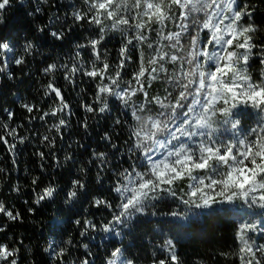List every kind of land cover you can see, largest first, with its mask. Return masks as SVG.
I'll return each mask as SVG.
<instances>
[{
    "label": "snow or ice",
    "instance_id": "obj_1",
    "mask_svg": "<svg viewBox=\"0 0 264 264\" xmlns=\"http://www.w3.org/2000/svg\"><path fill=\"white\" fill-rule=\"evenodd\" d=\"M42 2L48 3V0ZM11 3L12 0H0V23H3V13ZM82 5H72L70 15L73 24L68 30L87 24L94 26V34L87 37L85 43L76 45L77 50L70 57L71 64L52 63L43 69V73L50 75L63 70L64 79L69 83H73L78 74L92 78L96 81V93L92 103L84 105L86 112L104 113L109 110L108 98L114 97L123 106L131 108L132 118L137 122L129 137L133 141L129 149V159L133 163L129 168L114 172L116 179L111 191L118 195L119 202L113 205L105 198L96 197L92 201L93 206H103L112 212V219L101 225L103 230L119 236L121 229L129 227L138 216L148 215L150 209V214L156 216V202L164 198L161 193L178 199L185 206L182 211L178 206L177 210L162 214L178 221H188L217 210V206L235 207L238 201L242 202L240 207L264 210V44L255 41L258 29L253 22L255 7L241 4L240 0H82ZM173 8L178 10V15ZM35 11L40 12L41 9ZM176 20H179L177 27L180 30L165 34L163 28L167 22ZM105 21H111V25ZM154 25H159L160 29ZM46 27H38L37 31L44 32ZM152 31L161 41L168 43L158 45L154 49L156 55L145 62L141 46L153 48L147 35ZM109 32H119L123 37L115 66L108 62L104 47ZM185 34L188 36L186 56L177 54L185 50L181 42ZM64 35V31L51 32L56 40H62ZM163 48L174 51L169 54ZM34 49L31 41H26L22 51H17L7 39L0 40V73L6 74L9 80L13 79L12 72L8 70L11 64H25L26 56L32 55ZM84 49L90 50L88 58L82 57L81 50ZM133 49L140 54L138 66L132 72V78L124 81L122 72L132 62ZM256 58L261 65L258 75L252 71V61ZM164 61L179 65L175 76H167L170 83L181 89L171 101L172 93L167 88L164 98H149L147 90L152 81L161 78L160 73L168 72L162 63ZM54 80L52 75L45 86V95L54 94L59 104L56 105L54 100L50 110L43 112L39 119L56 117L58 122L49 125L48 133L54 130L60 134L67 120L58 114L68 115L70 112H67L69 106ZM138 93L143 94L148 105L155 103L162 111L155 116H141L140 113H150L151 110L144 103L139 106L130 103ZM20 106L29 114L26 117L29 122L37 119L33 115L40 111L37 105L25 102ZM249 109L256 120L253 126L244 130L238 117ZM4 111L8 120L14 118L11 110ZM116 123L121 121L117 119ZM84 127H87L86 121ZM0 130L3 131L0 142L10 153L17 148L15 141L25 142L26 137L19 136L16 128H10L7 122L0 123ZM7 137H12V140ZM105 139H110L108 134H105ZM44 142H47L46 146L54 147L55 137L45 134L41 140L42 144ZM157 154L159 158H156ZM37 155L45 158L43 152ZM106 155L93 153L101 165L107 164ZM65 159L71 157L66 156ZM81 172L86 170L81 168ZM97 175L99 177V173ZM38 179L34 177L32 184L36 185ZM185 180L188 181L187 191L181 188L183 195H178L176 186ZM71 185L65 203L78 199L79 193L86 188L82 179H74ZM14 191H19V188H14ZM56 191V187L50 184L35 192L33 203L39 205L42 201L51 200ZM28 211L31 213L34 209L30 207ZM0 214L8 221L22 219L19 211L7 207L2 200ZM75 223L82 227L81 236L97 228L88 219H77ZM6 227L7 224L0 226V232ZM258 236L264 238V221L240 222L235 234L236 248L221 255L234 257L239 264H264V243L257 242ZM71 244V239L49 244V254L55 264H67L66 256ZM159 247L163 256L155 258L154 252L152 264H183L172 239H166ZM18 252V248L0 243V264H18ZM91 255L89 252L83 260L72 264H91L88 258ZM106 264L135 262L125 255L121 247H116Z\"/></svg>",
    "mask_w": 264,
    "mask_h": 264
},
{
    "label": "trees",
    "instance_id": "obj_2",
    "mask_svg": "<svg viewBox=\"0 0 264 264\" xmlns=\"http://www.w3.org/2000/svg\"><path fill=\"white\" fill-rule=\"evenodd\" d=\"M240 3L255 7L253 22L258 26L255 41L257 44H264V0H240ZM72 5L83 6L82 0H48V3H43L42 0H12L11 6L3 13L0 40L7 39L17 51H22L25 42L31 41L35 49L32 55L26 56L25 64H11L8 70L12 72L13 79L9 80L6 74L0 73V123L7 122L10 128H16L19 136L26 137L23 144L15 141L17 148L14 153L8 152L6 146L0 142V169L4 170L0 172V200L4 201L7 207L22 214L20 221H8L0 215V226L7 224L5 231L0 232V243H7L9 247L19 249L18 264H55L49 254V244L68 239H71L72 244L68 246L67 264L83 260L89 252L92 254L88 257L91 264H106L111 251L116 247H121L135 264H152L154 252L155 258H162L163 253L159 246L163 245L166 239L173 240L183 264H239L234 257H225L221 253L232 252L236 248L235 234L240 222L262 221L258 208L240 207L242 202L239 201L235 207L217 206V210L205 212L188 221H178L162 214L177 210L178 206L182 211L185 206L180 204L178 199L161 193L164 198L156 202V216L150 214V209L148 215L138 216L129 227L121 229L119 236L114 232H105L101 227L112 219V212L103 206H93V198H105L113 205L119 202L118 195L111 191L116 179L114 172L129 168L133 163V160L129 159V149L133 143L129 137L137 122L132 118L131 108L123 106L114 97L108 98L109 110L104 113L86 112L84 105L92 103L96 93V81L92 78L78 74L73 78L74 82L69 83L64 79L63 70L50 75L43 73V69L52 63L71 64L73 61L70 57L77 50L76 45L85 43L86 38L94 34V26L87 24L68 30L73 24L70 15ZM37 8L41 11L36 12ZM173 11L178 15L177 9L173 8ZM105 23L111 25V21ZM178 23L179 20L168 21L163 32L167 34L169 31H179ZM45 25L47 27L44 32L37 31L38 27ZM153 27L160 29L159 25ZM52 31H64V38L56 40L51 36ZM147 35L153 43V48L141 46L145 62L156 55L154 49L158 45L168 43L161 41L155 31ZM201 35L203 36V33ZM122 42L123 37L119 32H109L104 41L108 62L113 66L118 62ZM181 42L185 50L177 54L186 56L187 34L182 37ZM163 50L169 54L174 51L170 48ZM81 52L84 58L90 56L88 49ZM139 55L133 49V61L122 72L124 81L132 78L131 74L138 66ZM162 63L168 72L160 73L161 78L152 81L147 90L149 98H164L167 88L172 93L169 97L171 101L181 89L170 83L167 76H175L179 65L166 61ZM260 68L259 58L254 59V75L259 74ZM52 75L55 76L54 83L62 90L64 100L69 106L67 112H70L68 115L58 114L67 120V125L61 128L60 134L54 130L48 133L49 125L58 122L56 117L39 119L43 112L50 110L54 100L56 105L59 104L54 94L45 95V86L52 79ZM121 86L123 87V84ZM25 102L40 108L39 112L33 113L37 119L31 122L26 119L29 114L20 106ZM130 103L135 106L144 103L150 108V113H140L141 116H155L162 111L155 103L148 105L146 98L140 93L132 97ZM4 109L14 113L12 120H8ZM238 118L244 130L253 126L256 120L248 111ZM117 119L121 121L120 124L116 123ZM85 121L87 127H84ZM21 124L22 128L19 127ZM0 134H3L2 130ZM45 134L55 137L54 147L46 146L47 142L41 143ZM105 134H108L110 139H105ZM7 138L12 140V137ZM113 144L116 147H113ZM38 152L45 153V158L41 159L37 155ZM94 152L106 153L107 164L101 165L93 157ZM66 156L71 159L66 160ZM136 163H139V160H136ZM81 168L86 172H81ZM34 177L39 178L36 185L32 184ZM74 179H82L86 188L79 193L78 199L65 203L66 194ZM187 183L185 180L176 186L178 195H183L181 188L187 191ZM50 184L57 189L54 197L42 201L39 205L34 204L35 192ZM14 188H19V191H14ZM30 207L34 212L28 211ZM221 208L224 210H220ZM77 219L92 220L97 225L96 230H89L86 235L81 236L82 227L75 223ZM84 245H87V248Z\"/></svg>",
    "mask_w": 264,
    "mask_h": 264
},
{
    "label": "rangeland",
    "instance_id": "obj_3",
    "mask_svg": "<svg viewBox=\"0 0 264 264\" xmlns=\"http://www.w3.org/2000/svg\"><path fill=\"white\" fill-rule=\"evenodd\" d=\"M117 60H119V58L117 59ZM133 61V60H132ZM132 63V62H131ZM252 116H254L255 117V114L252 112V110H247ZM254 118L252 117V120H253ZM156 158H159V154H157V156H156ZM226 207L228 208L229 206H227L226 205ZM0 215H2V214H0ZM17 262H18V260H17Z\"/></svg>",
    "mask_w": 264,
    "mask_h": 264
},
{
    "label": "built area",
    "instance_id": "obj_4",
    "mask_svg": "<svg viewBox=\"0 0 264 264\" xmlns=\"http://www.w3.org/2000/svg\"><path fill=\"white\" fill-rule=\"evenodd\" d=\"M262 213H264V211ZM262 220H264V216H262ZM257 242L258 243H264V238H261V237L260 238H257Z\"/></svg>",
    "mask_w": 264,
    "mask_h": 264
}]
</instances>
